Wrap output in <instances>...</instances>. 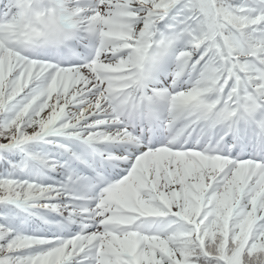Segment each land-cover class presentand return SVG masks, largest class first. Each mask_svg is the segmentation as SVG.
<instances>
[{"label": "snow or ice", "instance_id": "obj_1", "mask_svg": "<svg viewBox=\"0 0 264 264\" xmlns=\"http://www.w3.org/2000/svg\"><path fill=\"white\" fill-rule=\"evenodd\" d=\"M0 264H264V0H0Z\"/></svg>", "mask_w": 264, "mask_h": 264}]
</instances>
